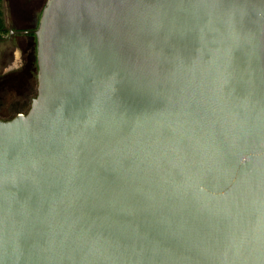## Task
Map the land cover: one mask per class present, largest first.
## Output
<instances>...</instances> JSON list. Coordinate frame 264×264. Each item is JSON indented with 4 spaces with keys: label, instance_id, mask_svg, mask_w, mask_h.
I'll return each mask as SVG.
<instances>
[{
    "label": "water",
    "instance_id": "obj_1",
    "mask_svg": "<svg viewBox=\"0 0 264 264\" xmlns=\"http://www.w3.org/2000/svg\"><path fill=\"white\" fill-rule=\"evenodd\" d=\"M33 33L0 264H264V0H47Z\"/></svg>",
    "mask_w": 264,
    "mask_h": 264
},
{
    "label": "rangeland",
    "instance_id": "obj_2",
    "mask_svg": "<svg viewBox=\"0 0 264 264\" xmlns=\"http://www.w3.org/2000/svg\"><path fill=\"white\" fill-rule=\"evenodd\" d=\"M46 2L47 0H0L6 28L5 32L0 33V120L7 121L5 119L10 115L28 113L31 99L37 91V68L35 69V65H28L30 40L20 34H9L8 31L36 28ZM31 11L37 12V22L31 18ZM20 12H24V15L18 16Z\"/></svg>",
    "mask_w": 264,
    "mask_h": 264
},
{
    "label": "flooded vegetation",
    "instance_id": "obj_3",
    "mask_svg": "<svg viewBox=\"0 0 264 264\" xmlns=\"http://www.w3.org/2000/svg\"><path fill=\"white\" fill-rule=\"evenodd\" d=\"M31 9H33V8H31ZM32 13V15H31V18H34V21H36L37 22V20H35V17H36V19H37V12L36 11H31ZM24 15V12H20L19 14H18V16L19 15ZM36 22H34L33 24H34V27H36ZM37 28V27H36ZM36 28H34V29H28V28H23V29H17V30H15V31H12V30H10V31H8V33L9 34H20V35H22V36H26L30 41V43H29V49H30V52H29V56H28V58H29V63H28V65L29 66H31V65H33L34 64V61H36V63H37V58H36V55H37V51H36V37H35V35H34V33H33V31L36 29ZM6 29V28H5ZM22 32V33H21ZM29 49H28V51H29ZM37 72H38V68H37ZM36 79H37V76H36ZM36 84H37V86H38V81H36ZM37 95V91H36V93H35V95H34V97ZM34 97H32V99L34 98ZM32 99H31V103H32ZM26 105L28 104V101H26V103H25ZM19 114H25V112H21V113H17L16 114V116L17 115H19ZM14 115V114H13ZM13 115H10L8 118H6L5 120H9V118H12L13 117Z\"/></svg>",
    "mask_w": 264,
    "mask_h": 264
},
{
    "label": "trees",
    "instance_id": "obj_4",
    "mask_svg": "<svg viewBox=\"0 0 264 264\" xmlns=\"http://www.w3.org/2000/svg\"><path fill=\"white\" fill-rule=\"evenodd\" d=\"M23 2V1H22ZM21 2V3H22ZM3 12H2V9L0 8V33H3V32H5L6 31V29H5V25H4V21H3ZM33 65H35V69L37 68V63H36V61H34V64ZM35 80L37 81V79H36V77H35ZM35 81V82H36ZM16 116V114L14 115V117ZM13 118V117H12ZM12 118H9V120H11Z\"/></svg>",
    "mask_w": 264,
    "mask_h": 264
}]
</instances>
